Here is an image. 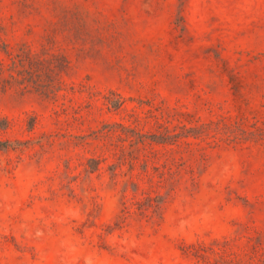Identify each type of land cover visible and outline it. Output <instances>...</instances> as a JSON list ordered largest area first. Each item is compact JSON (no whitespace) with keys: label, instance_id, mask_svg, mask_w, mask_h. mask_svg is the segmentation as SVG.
Wrapping results in <instances>:
<instances>
[{"label":"rangeland","instance_id":"374dc122","mask_svg":"<svg viewBox=\"0 0 264 264\" xmlns=\"http://www.w3.org/2000/svg\"><path fill=\"white\" fill-rule=\"evenodd\" d=\"M0 264H264V0H0Z\"/></svg>","mask_w":264,"mask_h":264}]
</instances>
